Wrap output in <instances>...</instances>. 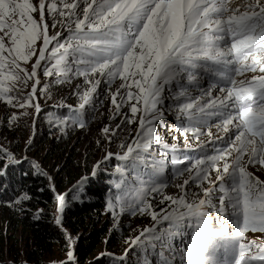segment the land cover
<instances>
[{"label":"snow or ice","instance_id":"1","mask_svg":"<svg viewBox=\"0 0 264 264\" xmlns=\"http://www.w3.org/2000/svg\"><path fill=\"white\" fill-rule=\"evenodd\" d=\"M46 10L53 18L59 15L62 19L56 23L71 31L63 43L58 39L59 33L49 36ZM37 12L38 20L34 16ZM56 23L51 26L55 28ZM38 41L42 44L37 55ZM33 57L36 58L29 72L23 64ZM42 61H54L51 67H45V76L55 71L63 77L57 82L63 83L71 73L83 76L88 85L79 93V109L57 123L71 120L84 127L82 110L101 79L109 84L117 78L122 81L112 95L117 113L122 103L135 101L130 106L129 123L141 111L138 105L143 106L137 139L119 156L130 163L117 168L121 179L115 187L119 191L109 195V211L118 206L120 212H149L152 205L148 197L163 193L167 187L162 179L165 165L152 159L150 151L154 143L162 144L155 122L164 115L161 106L165 87L170 92L173 87L177 89L170 99L177 118L185 117L190 125L183 128L184 133L191 131L199 139L201 128L197 125H206L212 117L220 119L218 127L222 126L225 133L232 131L227 146L216 149L215 155H202L190 160L188 166L176 168L178 176L189 173L177 186L181 194L163 196L161 203L170 201V211H150L157 224L167 221L168 228L161 232L155 227L145 228L131 244L145 250L159 244L161 249L171 250L169 241L192 229L190 244L179 253L180 264H264V242L246 241L245 237L249 231L264 233V180L248 170L250 165L264 168V75L236 80L247 71L264 73L261 0H251L243 11L230 8L229 0H38V4L32 0H0V98L14 107H32ZM97 75L100 79L95 78ZM205 77L209 80L208 89H201L199 96L192 97L188 88L199 87ZM33 79L31 92L22 98L23 102L10 95L12 88L6 86V81L26 87ZM220 84L226 85L219 87L223 97H213L212 91ZM120 89H126V94L117 103ZM34 106L39 113V103ZM11 120H17V116L14 114ZM103 131L108 133L109 129L105 127ZM163 147L172 153L177 151L175 145ZM4 151L9 163H18L11 152ZM112 155L108 153L105 159ZM166 155L167 152L162 153ZM172 160L183 164L175 155ZM35 167L42 171L38 164ZM212 171L217 174L216 181L210 180ZM190 182L201 189L202 198L195 192L188 198L186 186ZM205 182L210 186L204 187ZM216 191L221 193L219 205L213 203ZM27 199V194L22 195L17 203ZM57 199L58 211L63 212L65 198ZM56 223H61L59 216ZM160 255H164L163 251ZM72 257L73 252L69 251L68 258ZM160 264H169V260L162 259Z\"/></svg>","mask_w":264,"mask_h":264},{"label":"trees","instance_id":"2","mask_svg":"<svg viewBox=\"0 0 264 264\" xmlns=\"http://www.w3.org/2000/svg\"><path fill=\"white\" fill-rule=\"evenodd\" d=\"M46 19L48 21L47 16ZM71 34V31L68 32V38ZM51 64L52 62L43 61L40 73L44 72L46 66L51 67ZM28 82L31 84L32 80ZM41 87L42 83L37 91ZM13 89L10 95L18 97L21 101L30 92L18 87ZM75 102L68 97L60 103L47 104L39 112L38 119L42 116L50 121L53 118L55 121L58 117H68L79 109L82 101ZM140 107L141 104L138 105V108ZM94 108L100 110L96 106ZM86 111L84 107L82 110L84 127L70 120L79 130L76 139L90 125L87 116L85 117ZM126 112L124 110L123 113ZM35 113L36 109L33 112L34 116ZM5 115H9L8 111ZM16 116L17 119L23 118V116ZM33 121L34 118L28 124L31 126V133L34 134L30 136L31 145L41 139L49 142L50 148H56L57 152L62 150L64 139L61 124L53 128L46 125V128L40 131H33ZM50 123V125L53 124V122ZM110 123H113L112 120L107 121L108 125ZM138 127L139 118L136 124V128ZM52 131L60 133L58 138H50ZM11 134L14 135L13 141L20 142L19 130L11 131ZM94 142L95 140L89 142L85 149L89 146L93 149ZM5 149L9 147H0V264H48L49 262H52L51 264H62V262L64 264H145L146 261L150 264L148 259H158L162 251L159 244L155 249L149 247L147 250L140 246L129 247L127 234H120L117 229H114L109 220L108 211L105 215L108 195L114 193L115 182H119L121 178L119 174L109 170V164L104 166L103 162L95 169V175H93V164L90 165L93 159L89 158V149L84 153L83 158L78 157L66 170L61 169L62 172L64 171L63 180L53 177V182L48 174H42L45 172L40 167L42 171L37 170L35 167L37 163L32 160L17 164L9 163ZM20 150L17 144L15 153L19 155ZM156 158L159 159V157ZM114 162V166L121 168H125L130 163L129 160L119 161L118 159ZM53 184L55 190H53ZM25 194L29 199L17 203L18 198ZM58 196L65 198L63 212L58 211ZM57 216L61 219L59 225L56 223ZM9 226L14 228L16 236L21 234V237L30 243L25 241L26 244L21 249L18 247L21 245L13 247L11 243H5L7 237L11 236L6 232ZM21 240L22 238L20 242ZM127 250L133 251L135 258L120 256ZM69 251L73 252L72 259H66Z\"/></svg>","mask_w":264,"mask_h":264},{"label":"rangeland","instance_id":"3","mask_svg":"<svg viewBox=\"0 0 264 264\" xmlns=\"http://www.w3.org/2000/svg\"><path fill=\"white\" fill-rule=\"evenodd\" d=\"M32 2L34 4H38V0H32ZM249 2H251V0L237 1L233 4L234 9L239 5H246ZM261 3H264V0H261ZM80 7L82 9L84 5L81 4ZM78 11L80 12V15L82 17V11L80 10ZM34 16L37 20L39 19L38 12L34 13ZM46 16L48 18V21L46 20ZM61 19L62 18L59 17V15H56L55 18H53V16L48 14L47 10L45 11V20L49 24V36L59 33L60 37L58 39L61 43H63L65 40L68 39L67 35L68 32H70V30L62 23H56ZM53 23H56L55 28L51 26ZM6 43H7V39H6ZM41 44L42 41L37 42L36 45L37 55H38V49L41 46ZM35 58L36 57H33L32 61L28 62L27 64H23V66L26 67L29 72L32 68V63H34ZM52 63H54V61H52ZM73 71H75L74 65H73ZM37 75L40 84L42 83V87L35 94V97L33 99L34 103L32 107H28L25 109L14 107L12 105L7 104L4 99L0 98V147L1 148L9 147V149H7L8 152H11L14 155L18 163H21L25 160H32L36 162L39 165V167L45 173L48 174V176L52 177L51 180L53 179V177H56L58 180H63L64 171L62 172L61 169L63 168V170H66L73 163V160L76 161L78 157L83 158L84 153L88 149H89V158L93 159L92 162L90 163V165L93 164V168H92L93 171L98 162L100 163L103 162L105 163L104 166H107L108 164L110 165L109 170L111 172H115L119 174L117 172V168L120 166H114L115 163L114 160L118 159L119 161H122V159H120L119 156H123V154L127 151L128 145H134V141H136L137 139L138 130L140 129V124L138 128H136V124L138 122V118L143 114L142 112L143 106L140 107L141 109L140 116L138 112L133 122L129 123L128 119L132 117L130 106L132 103H135V101L133 100L127 103H122L119 113H117L116 107L112 103V95L117 91L118 88H120L122 81L119 78H117L109 84L106 83L103 79H101V83L98 86L96 93L93 94L91 101L87 105H85L87 110L85 113V117L87 116L90 125L87 127L85 132L80 133V136L78 137V139H76L79 130L78 127H75L70 120L67 122V124H64V123H57V120L63 121L65 119L60 117L56 118L55 121L53 120V118H51L52 121H50V119H46L45 117L42 116L40 117V119H38V115L36 113L35 116L33 115L35 109L34 104L39 103L40 108L42 110L43 106H46L47 104H51V103H60V101H63L68 97L71 98L72 100H75L76 101L75 103H78L80 101L79 93H81L88 87V85L85 84L84 77L72 75L70 73L69 74L70 78L66 82L59 83L57 82L58 79H63V77H58L55 71H53V74L51 76H45L44 72L41 71L40 73V70H38ZM261 75H264V73H260L259 71L256 72L247 71L242 76H239L238 79L239 81L247 80V79H251L253 76H261ZM95 78L100 79L99 75H97ZM90 79H92V77H90ZM34 82L35 79L32 80L31 84L28 82L27 86L25 87L23 83H19L18 85L14 86L10 81H6V86L12 88V91L14 90L13 88L18 87L19 89H22L24 91L31 92L32 84ZM133 91H136L134 87H133ZM125 94H126V89H120V95L117 96V103H121V97L125 96ZM219 95L220 94H217V96ZM16 98L18 99V97ZM17 99H14L13 101L14 104L17 103ZM19 102H23V100L22 101L19 100ZM94 106H96L100 110L94 108ZM124 110H126L127 112L123 113ZM7 111L9 115L6 116L5 113ZM23 112H27V115H21V113ZM103 113L104 115H102ZM14 114L23 116V118H19L17 119V121H12L11 117ZM103 117L104 118L108 117L109 119L103 120L102 119ZM33 118H34L33 131L35 130L40 131L42 128H46V125L53 128L55 126H58V124L59 125L61 124L60 126H62L63 128L62 134L64 139L62 150L57 152L56 148H50L49 142H46L45 140H41V139H39L34 145H31V142L29 143V141H31L30 136H33L34 134L31 133V126H28V124L29 121H31V119ZM108 120H112L113 123L112 124L110 123V125H108L107 124ZM50 122H53V124L50 125L51 124ZM54 122L56 124H54ZM160 122L161 121L159 120L155 122V128H156V134L162 138V144L154 143L150 151L153 153L151 155L152 159H155L157 161H163L165 165V167L163 168L162 179L167 184V187L164 188L163 193H153L151 196L148 197V200L152 205L150 211H156L157 213H159L161 209H164L166 211L171 210L170 201H164L163 203H161V201L163 200V196L164 195H170L173 197L179 196L181 194V189L177 186L183 184V181L187 179L189 176V173L187 172H184L182 176H178L175 174L176 168L178 166L176 167L172 166L168 162V158H166L168 155L162 156V153L167 152L166 149L163 147V144L195 146L207 139H210L213 134L217 135L222 133V130H220V128H214L212 126V129L201 131L199 135V139H197L192 134L191 131L184 134L183 132L173 131L168 128L164 129ZM105 127L109 129L108 133H105L103 131ZM15 130H19V133L21 134L20 142L13 141L14 135L11 134V131L15 132ZM209 131L211 132V135H209ZM59 134H60L59 132L52 131L50 138L52 137L58 138ZM94 140L95 142L93 145V149L92 146H89L88 148L85 149V146H87L89 142L91 143ZM16 142L18 144V148L21 149L20 150L21 153L19 155H17L14 151V149L17 148V144H15ZM197 151L202 152L203 154L207 152L204 149H199ZM108 153H112L113 155L108 159H105ZM215 154H216L215 151L213 153H209V155H215ZM156 157H159V159H157ZM245 159H247V157H245ZM248 170L252 172L255 176L259 177L261 180H264V168H261L258 165L257 166L250 165L248 167ZM216 175L217 174L215 173V171H212L210 180L216 181ZM129 179H131V176H129ZM145 179H147V177H145ZM209 186L210 185L208 182L204 183V187H209ZM217 187H218V182H217ZM118 191L119 190L115 188L114 193H112V195L117 194ZM186 191L189 193L188 196L189 199L192 198L191 194L194 192L200 193L199 198L203 197V193L201 189L198 188L195 183L190 182L189 185L186 186ZM220 195L221 193L219 191H216L214 193V198H213L214 204L219 205L218 197ZM107 211L109 214V220L114 226V229H117L120 234H127V237H129V242H128L129 247L130 246L138 247V245L135 246L132 245L131 241L135 239L137 236H139L140 233L145 228L155 227L157 232H161L162 230L168 228L167 221H162L161 223L157 224L156 221L152 219L150 211L141 213L138 209L135 211H133L132 209H127L124 212H120L118 206L115 207L113 210L116 213L115 215H113V211L108 210V206L106 207L105 215L107 214L106 213ZM209 211L211 210L209 209ZM212 214L215 215V213ZM229 230H231V226H229ZM6 232L8 233V235L10 233L11 236L7 237V242L5 243H9V244L11 243L13 247L21 245L18 246L21 249L26 244L25 241L28 242L27 240H25L24 237H21L22 236L21 234L16 236L13 227L9 226L6 229ZM178 237L180 236H177L169 241V243L172 245L171 250H169L168 248L162 249L164 255L163 256L159 255L157 264H160L162 259L169 257H170L169 262L174 263L177 260L180 264V254H179L180 251L178 250L176 245V240ZM245 237H246V241L255 240L258 243L264 242V233H260V232L253 233L249 231L245 234ZM21 238L22 240L20 242ZM127 251L124 252L123 254L121 253L120 256L134 257L133 251H128V252ZM173 256L175 257L174 260H173ZM66 259H69L68 256ZM51 263L52 262H49L48 264Z\"/></svg>","mask_w":264,"mask_h":264},{"label":"water","instance_id":"4","mask_svg":"<svg viewBox=\"0 0 264 264\" xmlns=\"http://www.w3.org/2000/svg\"><path fill=\"white\" fill-rule=\"evenodd\" d=\"M39 85V84H38ZM38 85H37V88H38ZM40 110H41V108H40ZM38 114V113H37ZM53 187H54V185H53ZM59 213V212H58Z\"/></svg>","mask_w":264,"mask_h":264}]
</instances>
